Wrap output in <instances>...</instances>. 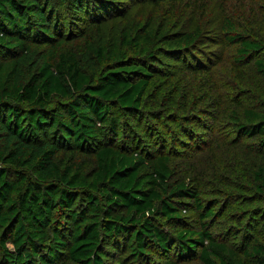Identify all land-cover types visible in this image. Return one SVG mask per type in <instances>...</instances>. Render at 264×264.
<instances>
[{"label":"trees","instance_id":"1","mask_svg":"<svg viewBox=\"0 0 264 264\" xmlns=\"http://www.w3.org/2000/svg\"><path fill=\"white\" fill-rule=\"evenodd\" d=\"M88 2L0 0L1 264H124L122 255L131 264H264V220L254 221L257 198H264V166L252 172L253 196L242 195L254 206L236 217L233 239L214 235L215 201H203L184 181L172 183L173 153L180 146L186 157L198 131L175 123L176 146H169L157 111L146 109L151 84L164 69L157 75L145 65L95 71L65 40L76 21L88 22ZM236 25L225 19L221 26L224 41L237 47L235 65L253 64L264 77L258 58L264 41ZM141 31L135 38L124 33L121 46L141 50L148 61L153 39L165 35ZM199 36L165 41V48L191 50ZM121 46L92 51L100 64L116 65L127 61ZM55 97L65 102L53 106ZM180 100L189 103L184 95ZM228 116L236 136H260L264 149V108ZM202 122L198 130L218 128ZM142 133L149 148H141ZM62 150L70 154L59 158ZM86 152L93 154L89 170L78 160ZM186 201L199 213V227L181 216ZM164 223L184 226L171 231Z\"/></svg>","mask_w":264,"mask_h":264},{"label":"rangeland","instance_id":"2","mask_svg":"<svg viewBox=\"0 0 264 264\" xmlns=\"http://www.w3.org/2000/svg\"><path fill=\"white\" fill-rule=\"evenodd\" d=\"M88 1L91 12L88 22L76 21L69 28L65 40H69L81 63L95 71L105 67L114 70L145 65L157 75L158 68L164 69L161 78L154 79L151 84L149 93L152 96L146 99V109L157 111L155 117L161 121V128L170 134L169 146H176L172 141V137L177 136V133H172L175 123L191 125L200 134L198 142L197 139L192 140L195 146L186 157L178 153L183 149L180 146L173 153L172 183L184 181L200 190L203 201H215L217 216L215 223L211 224V232L223 239H233L232 229L238 226L236 217L254 206L250 204V198L242 195L253 196L256 186L252 172L264 166V149L258 146L262 139L260 136H236L228 115L232 111L242 115L248 108H264V77L253 64L235 65L237 47L224 41L221 26L225 19H229L239 29H252V34L264 41V0ZM137 28L142 29L140 35H165L160 42L153 39L152 58L148 61V55L141 50L121 46L123 34L129 33L135 38ZM197 32L200 36L191 50L179 54L166 50L165 41H178ZM109 45H120L127 53V61L116 65L111 62L106 66L100 64L92 49ZM259 56L264 59V52ZM166 74H169V80L164 79ZM155 94H160L158 102H155ZM181 95L189 99V103L184 104L180 100ZM64 102L55 97L52 105L60 107ZM202 120L206 122L204 125H218V128L198 130L196 125H202ZM156 123L152 125H158ZM143 125H146L145 121ZM181 135L180 138L187 139ZM140 136L141 142L144 140L141 148H149L144 134ZM64 153L70 154L62 150L59 158ZM78 158L79 163L89 170L93 154L80 153ZM257 201L260 207L254 212V221L261 222L264 220V198H257ZM191 203H183L180 213L188 220L187 226L199 227V213ZM167 224H163L164 228L171 231L184 226ZM9 247L12 249L11 245ZM122 259L124 264H131L126 255H122ZM157 261L161 264V260ZM189 264L201 263L196 260Z\"/></svg>","mask_w":264,"mask_h":264}]
</instances>
